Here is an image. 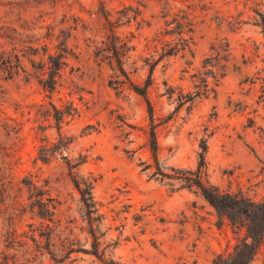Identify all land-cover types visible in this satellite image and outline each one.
<instances>
[{
    "label": "rangeland",
    "instance_id": "374dc122",
    "mask_svg": "<svg viewBox=\"0 0 264 264\" xmlns=\"http://www.w3.org/2000/svg\"><path fill=\"white\" fill-rule=\"evenodd\" d=\"M109 22L132 83L150 82L151 117L97 54ZM63 37L49 92L36 74ZM0 50L20 57L10 77L0 69V264H105L66 160L91 178L92 227L119 264H211L244 234L194 187L150 173L194 168L205 139L210 182L263 196L264 0H0ZM28 180L54 204L42 216ZM248 264H264V238Z\"/></svg>",
    "mask_w": 264,
    "mask_h": 264
},
{
    "label": "trees",
    "instance_id": "16d2710c",
    "mask_svg": "<svg viewBox=\"0 0 264 264\" xmlns=\"http://www.w3.org/2000/svg\"><path fill=\"white\" fill-rule=\"evenodd\" d=\"M107 19V18H106ZM107 21H110L107 19ZM110 23L109 32L107 34V40L103 42L102 46L98 47L97 54L106 57L108 62L111 63L116 71L115 81L122 84L128 82L136 92L145 99L148 105L149 117L152 116V108L147 96L149 81H145L143 85L138 83H132L128 71L123 66L124 57L127 56L126 52L130 49L126 41L117 39L116 31L113 24ZM182 32V30H181ZM181 40H185L186 37L179 34ZM48 47L45 45V50ZM44 50V51H45ZM70 49L66 44V38L59 40L56 50L51 53H47V60L40 65V69L37 71L36 77L38 82L44 87V89L51 92L57 83V76L61 74V69L66 63V56ZM20 57L17 53H9L4 50H0V69L4 72L5 77H10L12 73L16 72L20 66ZM34 65V64H33ZM120 74L123 76L121 78ZM62 113L56 116L57 122L61 120ZM12 129V127H10ZM13 130V129H12ZM17 129H14L13 137L17 135ZM150 135V148L153 159L158 164V158L156 154V139L154 136V127L151 126L149 130ZM61 148L60 142L56 144ZM207 150L206 140L203 139L201 144V150L198 151V161L194 168L180 167L177 165H169L167 167L157 165L155 169L151 171V175L156 176L160 181L169 184L174 187L177 184L178 188L181 187H194L210 204L215 207L218 214L227 217V219L235 227H244V234L237 240L234 246L226 252L217 253L212 258L211 264H248L253 259L256 250L259 248L264 238V194L258 199L242 193L234 192L230 189H221L214 183L210 182L206 176V161L205 151ZM42 159H45L47 155L40 154ZM68 175L70 180L74 184L75 189L79 193V200L81 202V210L89 222V232L93 237V245L90 249L92 253L98 256L105 264H119L112 257L105 258V252L99 248V240L94 233L92 225L94 220L101 218L99 212L98 203L94 198L91 187H93L92 180L87 176H80L77 174L73 167L75 162L66 160ZM26 183V182H24ZM27 186L31 190V194L34 195L32 202L37 204V212L41 214L42 211L47 212L50 207L53 208V203L48 200V196L44 197L45 192L37 186L32 180H28ZM100 219H98V222Z\"/></svg>",
    "mask_w": 264,
    "mask_h": 264
}]
</instances>
